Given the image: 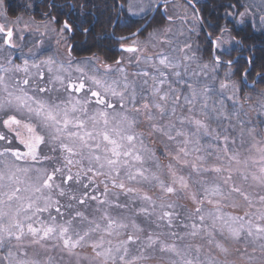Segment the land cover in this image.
Here are the masks:
<instances>
[{
    "label": "snow or ice",
    "instance_id": "snow-or-ice-1",
    "mask_svg": "<svg viewBox=\"0 0 264 264\" xmlns=\"http://www.w3.org/2000/svg\"><path fill=\"white\" fill-rule=\"evenodd\" d=\"M12 34L8 28L7 36ZM135 44L125 51H142ZM143 59L156 74L136 72L139 82L111 64L103 65V76L94 66L91 75L77 67L81 76L67 84L59 74L67 69L54 67L51 58L32 63L35 72L27 60L0 64V125L7 130L0 131V141L8 145L0 148V249H7L0 264H264V122L231 123L240 114L235 92L227 97L231 114L223 100L210 106L212 90L185 79L189 66L181 73L179 59L161 55L162 68L150 56ZM113 71L122 78L110 80ZM20 72L23 78L14 76ZM86 79L96 88L87 87ZM57 83L59 88L51 87ZM227 87L220 84L221 94ZM61 88L67 98H53ZM256 104L264 112V93ZM153 189L159 192L155 199ZM136 201L140 206L130 207ZM112 208L132 215L113 217ZM226 208L243 209V215ZM177 209L191 222L181 221L190 231L169 232L171 243L160 238L163 233H149L141 242L137 216H156L171 228L181 215ZM110 237L118 239L113 243ZM186 237H207L217 251L175 243Z\"/></svg>",
    "mask_w": 264,
    "mask_h": 264
},
{
    "label": "rangeland",
    "instance_id": "rangeland-1",
    "mask_svg": "<svg viewBox=\"0 0 264 264\" xmlns=\"http://www.w3.org/2000/svg\"><path fill=\"white\" fill-rule=\"evenodd\" d=\"M158 0H128L127 9L129 11V4L133 6V10L129 11L130 14L136 17L145 16L149 13L154 5ZM141 8L143 11H141ZM165 12L169 16L172 17V20L167 23L164 27V30L155 31L149 37H135L133 39L128 40V44L134 45V41L136 42V46L142 51H138L136 53H129L127 51L122 52L121 54V63L119 65L114 64L112 65L113 69L118 67H122L125 69V73L128 76L129 80H137L139 82L140 77H135L133 74L136 72H143L148 71L151 74H156L154 68L151 67L150 64L144 63V57L150 56L152 57V63H155L159 67H163L159 65V58L161 55H166L170 57H175L181 61V68L179 71L181 73L184 72L183 65L187 64L189 66V75L185 76V79H195L199 81L198 87H202L203 85H208V87L212 90L209 95L211 99L209 100V105L211 106L214 102H218L223 100L227 111L229 114L232 112L233 108V101L228 100L227 97L232 96L235 92L236 100L238 101L236 107L240 108L239 117H233L231 123L236 124L237 119L243 120L246 122V127L257 126L261 122H264V112L258 110V105L256 104V100L263 91L257 96H250L251 99L245 101L240 96V84L239 82L232 77V70L227 68H222L220 62L217 61H203L200 59L199 53L197 52L196 46L193 42L192 35L190 33L189 23L196 28L197 22L194 15V11L190 7V4L183 2L182 0H173L168 2L166 6H164ZM0 13L4 15H0V23L5 24V30L8 28L12 29V36L10 37V43L7 44L5 41L6 32H0V64H6V61L10 58L13 64H20L23 65V62L27 60L29 62L30 71L35 72V69L31 68L32 63H40L48 58H51L55 61V66L63 65L64 69L67 71H62L59 74L64 76L65 84L69 82V78L73 81H78V78L81 76L80 72H77V67L85 68V71L88 72L89 75L92 74V67L94 66L97 76H103L105 73V69L103 66L98 64L93 58L89 57H82L78 59H73L68 54L67 44V32L61 26H57L51 20H47L45 22H38L33 19L28 14H21L18 17H9L5 11V4L4 1L0 4ZM5 15L7 19H5ZM181 17L183 19H181ZM251 18L256 20L257 18L262 20L264 17V0H253V3L247 7L240 18ZM17 18L19 20L17 21ZM264 21V20H263ZM167 29V30H166ZM218 46L217 49L221 51H229L231 47L234 45V39L230 36L228 32H224V34L217 39ZM190 46V47H186ZM191 56L194 57L192 60H184L183 57ZM140 57L139 62L137 61V57ZM89 61V64L86 66L84 61ZM204 64L208 65V68L203 69L202 66ZM42 69L45 71V75L47 77V67L45 65H41ZM192 70H195L197 73L196 77L191 76ZM166 72H170L171 70L165 69ZM24 73H15L14 76L17 78H23ZM109 79H121V74L113 71L108 74ZM86 86L90 88H96L95 85L91 83V81L85 80ZM225 83L228 85L227 89L223 91L221 94L220 84ZM151 83V81H150ZM235 85V88H233ZM51 87L59 88L60 85L57 83L52 85ZM166 87V86H165ZM182 90L184 89L183 85H178ZM87 91V88L86 90ZM102 91V90H101ZM74 95H83L75 94ZM53 98L55 97H62L67 98V92H65L62 88L59 92L55 90L51 94ZM254 97V98H252ZM94 99V98H93ZM242 105V107H240ZM95 105L90 107V112L93 110ZM199 107V104L197 105ZM3 118H6L4 116ZM250 122V123H248ZM224 125L228 124V121H222ZM216 126V122H213V127ZM219 130V129H218ZM0 131H4L7 134V130L0 125ZM4 142L0 141V148L6 147ZM13 147L16 146L15 142L12 145ZM101 186V191H102ZM99 194V193H95ZM150 195H153L155 199L156 196L159 195L158 190H150ZM114 199V198H113ZM127 197L121 195L120 196V203H126ZM159 203V201H157ZM61 203H66V201L62 200ZM180 203H185L187 207L191 208L190 202L180 201ZM91 206L86 209V214L90 217L93 214V208L95 207L94 202H90ZM140 202L136 201L134 205L130 207H139ZM81 210H85V208L81 207ZM179 219L174 221V226L169 228L165 222H161L156 220V216H149L145 217L143 215L136 217V222L143 229V232L137 233L141 237V242H145V237L151 233L153 236L163 235L160 236L162 240H166L169 243L173 242V238L168 236L169 232H177L178 234H184L190 231L189 228H185L182 226L181 221L184 224H189L190 221L185 218V215L182 210ZM224 211L227 212H235L236 214L243 215V209H231L226 208ZM111 215L113 217H120L121 215L131 217V212L112 208L110 209ZM55 214V213H53ZM99 215V214H97ZM47 214H45V218ZM67 214L65 215V219H67ZM59 220V218H58ZM160 225L159 227L157 225ZM128 231H131L129 229ZM124 238V237H119ZM113 240V243L117 241L118 238L110 237ZM217 239H221L217 236ZM179 246H183L184 243H195L200 244L203 246L204 251H208L211 249L214 253L217 251L215 250L214 244L208 245L207 244V237L201 239L197 237L195 239L191 237H186L184 241L175 240ZM132 252L135 253L138 248L136 245L131 246ZM7 249H0V256H3L6 253ZM251 251V248H249ZM52 255L58 257V252L56 250L52 251ZM159 255V253H157Z\"/></svg>",
    "mask_w": 264,
    "mask_h": 264
},
{
    "label": "trees",
    "instance_id": "trees-1",
    "mask_svg": "<svg viewBox=\"0 0 264 264\" xmlns=\"http://www.w3.org/2000/svg\"><path fill=\"white\" fill-rule=\"evenodd\" d=\"M9 17L25 13L39 22L51 20L58 27L69 25L67 50L70 57L94 59L98 64L114 65L121 61L122 44L132 38L118 37L130 34L149 17H136L127 9L128 0H3ZM196 18V28L189 23L193 42L203 61L220 59L222 68L229 67L232 77L240 84V96H257L264 90V21L252 17L240 18L253 0H188ZM159 7L149 24L138 36L149 37L164 30L168 21L164 6ZM163 8V9H162ZM200 16V17H199ZM228 32L234 39L229 51L214 49L213 39ZM135 38V37H134ZM138 48V46H137ZM231 61V63H228ZM245 75L248 81L243 78ZM253 83V84H250ZM254 98V97H252Z\"/></svg>",
    "mask_w": 264,
    "mask_h": 264
},
{
    "label": "water",
    "instance_id": "water-1",
    "mask_svg": "<svg viewBox=\"0 0 264 264\" xmlns=\"http://www.w3.org/2000/svg\"><path fill=\"white\" fill-rule=\"evenodd\" d=\"M169 1H172V0H158L155 7L153 8L151 14L149 15V17L147 18V20L140 26L138 27L135 31L131 32L130 34H127V35H124V36H121V37H125V38H129V37H132V36H135L137 35L138 33H140L148 24L149 22L151 21V19L153 18V16L155 15V13L157 12L158 8L163 5L165 2H169ZM193 5H194V2L193 0H189ZM200 17V16H199ZM7 33V32H6ZM133 33H135V35H133ZM121 37H118L119 39ZM6 42L9 44L10 43V38L6 35ZM213 43H214V51L216 49V46H217V40L216 39H213ZM129 46H133V45H121L120 48L121 49H126L127 47ZM243 78L246 80V77L245 75H243ZM247 81V80H246ZM252 84V83H251Z\"/></svg>",
    "mask_w": 264,
    "mask_h": 264
}]
</instances>
